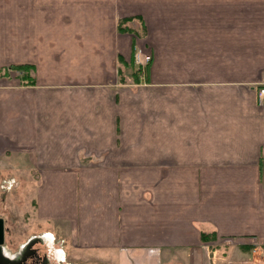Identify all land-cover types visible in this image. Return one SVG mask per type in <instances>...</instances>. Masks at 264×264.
<instances>
[{
  "label": "crops",
  "instance_id": "1",
  "mask_svg": "<svg viewBox=\"0 0 264 264\" xmlns=\"http://www.w3.org/2000/svg\"><path fill=\"white\" fill-rule=\"evenodd\" d=\"M19 64L25 80L7 74ZM0 72V184L33 186L51 243L112 264H252L264 0H0Z\"/></svg>",
  "mask_w": 264,
  "mask_h": 264
},
{
  "label": "rangeland",
  "instance_id": "2",
  "mask_svg": "<svg viewBox=\"0 0 264 264\" xmlns=\"http://www.w3.org/2000/svg\"><path fill=\"white\" fill-rule=\"evenodd\" d=\"M122 18L124 17H120L119 19L121 20ZM130 25L133 27L136 26L135 23H131ZM143 25L144 27L141 24L142 30L140 25L137 27V29L140 33L142 32V34L145 35L147 33L146 30L147 27L146 24L143 23ZM135 51L136 53L140 51L142 54L149 55L148 50L146 48H143V45L137 47ZM158 51L160 52L158 58H161L162 57L161 50ZM135 61H136V67L138 65H139L138 67H140L142 65L141 63H143V62H139L138 56L137 58H135ZM143 65H145V63H143ZM15 66L16 65H14L11 72L7 74L10 76V74L14 71L15 76H17L19 80L24 79L22 78V75H25V73L22 72L23 70L22 69L20 70ZM140 70H144V66ZM5 72H7V70L4 71L3 75L6 74ZM29 74L26 73V75L30 76ZM135 74L136 73L133 72V76ZM28 76L26 77V79L28 78ZM120 77H122L121 74ZM23 189L24 192L22 191ZM28 189H29L28 185H24V184H22L21 186L19 184L12 185L10 183L9 184L1 183L0 184V215H2L7 219L8 225L13 226L12 228L14 230V236L16 238H19L20 240H22V238H26L27 236H33V235L42 236L43 233L45 236L44 229H48V228H51L54 234V229L50 223L39 221V219H37V217L35 216L34 208L32 206L33 203L31 204L30 202L33 186L32 189L30 190V193H28L29 192ZM22 194H25L26 198L25 196H22ZM57 236L58 237L54 236L53 242L50 244V246L45 241V243L48 245L47 248L45 247V249H47V251H50V255H54L56 254V252H61L62 264H112V262L108 263L106 261L107 259L105 260L104 258H102L101 256L102 252L100 250H89L81 247L76 248L75 246L69 243L68 239L64 238V234L62 235L63 237H60L59 234ZM44 239H46V236ZM251 250L253 251L252 264H263L259 262H263L262 260H264L263 258L264 256L260 252L259 253L255 252L256 249L254 246L251 247ZM69 261H71V263Z\"/></svg>",
  "mask_w": 264,
  "mask_h": 264
},
{
  "label": "flooded vegetation",
  "instance_id": "3",
  "mask_svg": "<svg viewBox=\"0 0 264 264\" xmlns=\"http://www.w3.org/2000/svg\"><path fill=\"white\" fill-rule=\"evenodd\" d=\"M0 218V264H62L61 252L50 255V251L45 249L51 242L44 239V235L20 240L14 236L13 226L8 225L7 219L2 215Z\"/></svg>",
  "mask_w": 264,
  "mask_h": 264
},
{
  "label": "trees",
  "instance_id": "4",
  "mask_svg": "<svg viewBox=\"0 0 264 264\" xmlns=\"http://www.w3.org/2000/svg\"><path fill=\"white\" fill-rule=\"evenodd\" d=\"M132 18V17H131ZM131 18H122L121 20H119V22H118V30L119 31H129V32H133L132 30H131V28L129 27V26H127L126 24H125V22L127 21V20H130ZM133 53H134V51H133ZM133 53H132V57H133ZM131 57V59H130V62H134L133 61V58ZM119 60H120V57H119ZM123 62V65H124V61H122ZM135 64V63H134ZM148 65V64H147ZM16 68H18V69H22L23 71L22 72H24L25 74L26 73H28L27 71H28V69L30 68L29 67V65H26V64H24V65H22V64H19V65H16L15 66ZM134 73H136V71L134 72ZM29 74V73H28ZM28 75H26V77H27ZM204 237V236H203Z\"/></svg>",
  "mask_w": 264,
  "mask_h": 264
},
{
  "label": "built area",
  "instance_id": "5",
  "mask_svg": "<svg viewBox=\"0 0 264 264\" xmlns=\"http://www.w3.org/2000/svg\"><path fill=\"white\" fill-rule=\"evenodd\" d=\"M137 56H138L139 62H143V63H147L148 60L150 59V55L142 54L140 51L134 55L135 58H137ZM257 100L259 104L264 103V85H262L261 87L257 89ZM261 253L264 255V249H261Z\"/></svg>",
  "mask_w": 264,
  "mask_h": 264
},
{
  "label": "water",
  "instance_id": "6",
  "mask_svg": "<svg viewBox=\"0 0 264 264\" xmlns=\"http://www.w3.org/2000/svg\"><path fill=\"white\" fill-rule=\"evenodd\" d=\"M0 222H1V218H0ZM0 229H1V226H0Z\"/></svg>",
  "mask_w": 264,
  "mask_h": 264
}]
</instances>
